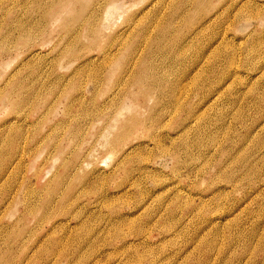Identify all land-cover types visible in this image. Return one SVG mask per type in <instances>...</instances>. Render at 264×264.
<instances>
[{"label":"rangeland","instance_id":"rangeland-1","mask_svg":"<svg viewBox=\"0 0 264 264\" xmlns=\"http://www.w3.org/2000/svg\"><path fill=\"white\" fill-rule=\"evenodd\" d=\"M263 35L264 0H0V264H264Z\"/></svg>","mask_w":264,"mask_h":264},{"label":"bare ground","instance_id":"bare-ground-1","mask_svg":"<svg viewBox=\"0 0 264 264\" xmlns=\"http://www.w3.org/2000/svg\"><path fill=\"white\" fill-rule=\"evenodd\" d=\"M201 1H202V0H201ZM199 2H200V1H199ZM202 3H203V2H202ZM200 4H201V3H200ZM200 4H198V5H200ZM107 5H108V2H107ZM154 5H155V4H154ZM109 6H112V5H109ZM102 7H103V6H102ZM112 7H113V6H112ZM254 7H255V6H254ZM107 8H108V7H107ZM107 8L105 9L104 13H106ZM109 8H110V7H109ZM109 8H108V9H109ZM82 9H83V8H82ZM115 9H116V8H114V9L112 8V10H111L112 13H114L113 10H115ZM182 9H184V8H182ZM116 10H117V9H116ZM183 11H184V10H183ZM238 11H239V10H238ZM177 12H178V11H177ZM104 13H103V14H104ZM115 13H117V11H116ZM104 15H105V17L103 18V20H100V17H99L98 20H100V21H102V22L105 20V18L108 20V18L110 17V16H109V15H110V11H109V12L107 11V14H104ZM104 15H103V16H104ZM112 16H113V15H112ZM112 16H111V17H112ZM177 16H178V15H177ZM181 16H182V14H181ZM181 16H180V17H181ZM107 17H108V18H107ZM115 17H116V16H115ZM183 17H184V16H183ZM113 18H114V17H113ZM171 18H172V17H171ZM214 18H215V17H214ZM51 19H52V18H51ZM178 19H179V18H178ZM98 22H99V21H98ZM105 22H106V20H105ZM169 22H170V21H169ZM99 23H100V22H99ZM103 23H104V22H103ZM107 23H108V21H107ZM110 23H111V22H110ZM170 23H171V22H170ZM97 24H98V23H97ZM48 25H49V24H48ZM100 25H102V23H101ZM49 26H50V25H49ZM103 26H104V25H103ZM108 26H109V25H108ZM108 26H106V27H108ZM132 26H133V25H132ZM174 26H175V25H174ZM99 27H100V26H99ZM168 27H169V26H168ZM186 27H187V26H186ZM190 27H191V26H190ZM200 27H201V26H200ZM200 27H199V29H200ZM174 28H175V27H174ZM184 28H185V27H184ZM203 28H204V27H203ZM93 29H96V27L93 28ZM98 29H99V28H98ZM167 29H168V28H167ZM169 29H170V28H169ZM190 29H192V27H191ZM199 29H198L197 31H199ZM161 30H162V29H161ZM163 30H164V29H163ZM175 30H176V29H175ZM95 31H96V30H95ZM171 31H172V30H171ZM191 31H192V30H191ZM191 31H190V32H191ZM216 31H217V30H216ZM97 32H98V30H97ZM164 32H166V31H164ZM185 32H186V31H185ZM185 32H184V33H185ZM93 33H94V31H93ZM184 33H183L182 35H184ZM187 33H188V30H187ZM187 33H186V34H187ZM94 34H95V33H94ZM192 34H193V33H192ZM211 34H212V33H211ZM217 34H219V33H217ZM96 35H97V34H96ZM162 35H163V34H162ZM178 35H179V34H178ZM212 35H213V34H212ZM160 36H161V35H160ZM164 36H165V34H164ZM184 36H185V35H184ZM186 36H188V35H186ZM263 36H264V35H263ZM182 37H183V36H182ZM210 37H211V36H210ZM216 37H217V36H216ZM160 38H161V37H160ZM175 38H176V37H175ZM177 38H178V37H177ZM194 38H195V37H194ZM208 38H209V37H208ZM184 39H185V38H184ZM190 39H191V38H190ZM216 39H217V38H216ZM171 40H172V39H171ZM181 40L183 41V39H181ZM181 40H179V41H181ZM210 40H213V39H210ZM214 40H215V39H214ZM28 41H30V40H28ZM28 41H27V42H28ZM182 41H181V42H182ZM207 41H208V40H207ZM207 41H206V42H207ZM259 41H260V40H259ZM204 42H205V40H204ZM206 42H205V43H206ZM176 43H177V42H176ZM179 43H180V42H179ZM188 43H189V40H188ZM208 43H209V42H208ZM210 43H211V42H210ZM210 43H209V44H210ZM177 44H178V43H177ZM206 44H207V43H206ZM200 46H201V45H200ZM206 46H207V45H206ZM204 47H205V46H204ZM204 47H203V48H204ZM208 47H209V46H208ZM214 47H215V46H214ZM198 48H199V47H198ZM199 49H200V48H199ZM212 50H213V49H212ZM201 51H202V50H201ZM210 51H211V50H210ZM198 52H199V51H198ZM202 52H204V51H202ZM212 52H213V51H212ZM250 52H251V51H250ZM200 53H201V52H200ZM199 55H200V54H199ZM201 55H202V54H201ZM133 56H134V55H133ZM163 56H164V55H163ZM204 56H205V55H204ZM131 57H132V56H131ZM169 57H170V56H169ZM196 57H197V56H196ZM167 58H168V56H167ZM172 59H173V58H172ZM175 60H176V59H175ZM133 61H134V60H133ZM134 62H135V61H134ZM203 62H204V61H203ZM150 63H151V62H150ZM169 63H170V62H169ZM147 66H148V65H147ZM149 66H150V65H149ZM149 68H150V67H149ZM149 70H150V69H149ZM177 70H178V69H177ZM171 71H172V70H171ZM171 71H170V72H171ZM178 71H179V70H178ZM154 72H155V71H154ZM155 73H157V72H155ZM131 74H132V73H131ZM131 74H130V75H131ZM146 74H149V72L146 73ZM151 74H154V73H151ZM151 74H150V75H151ZM158 74H159V73H158ZM158 74H157V75H158ZM162 74H163V73H162ZM167 75H168V74H167ZM151 76H152V75H151ZM151 76H149V79H150ZM158 76H159V75H158ZM175 76H176V75H175ZM146 77H148V76H146ZM152 78L154 79V77H152ZM152 78H151V79H152ZM160 78H162V77H160ZM149 79H148V82H149ZM157 79H158V78H157ZM164 79H165V78H164ZM135 80H136V79H135ZM146 80H147V79H146ZM173 80H174V79H173ZM208 80H209V79H208ZM210 80H211V79H210ZM133 81H134V79H133ZM141 81H142V80H140V81L138 80L137 82H141ZM153 81H154V80H152V83H153ZM204 81H206V79H205ZM156 82H157V80H156ZM156 82H154V86L157 84ZM161 82H164V80H163V81L161 80ZM167 82H168V81H167ZM176 82H177V81H176ZM207 82H208V81H207ZM209 82H210V81H209ZM143 83H144V82H143ZM150 83H151V81H150ZM164 83H166V81H165ZM173 83H174V82H173ZM206 84H207V83H206ZM139 85H142V84L139 83ZM144 85H145V84H143L142 86H143V87H146V86H144ZM149 85H150V84H149ZM149 85L147 84V87H149ZM166 85H168V84H166ZM160 86H161V85H160ZM160 86H159V88H160ZM163 86L165 87V85H163ZM173 86H174V85H173ZM203 86H205V85L203 84ZM147 87H146V89H149V88H150V87H149V88H147ZM151 87H152L153 92H154L155 89H157L158 86H157L155 89L153 88V86H151ZM138 88H139V87H138ZM138 88H137V89H138ZM140 88H141V87H140ZM162 89H163V87H162ZM167 89H170V90H171V87H170V88H167ZM138 91H139V90H138ZM142 91H143V90H142ZM157 91H158V90H157ZM161 91H162V90H161ZM161 91H159V92H160L159 94H161ZM166 91H168V90H166V87H165V92H166ZM146 92H147V91H146ZM163 92H164V91H163ZM141 93H142V92H141ZM141 93H140V94H141ZM151 93H152V92H151ZM153 94H154V93H153ZM159 94H158V96H159ZM162 94H163V93H162ZM145 95H146V94H145ZM145 95H144V96H145ZM154 95H156V94H154ZM170 95H171V94H170ZM160 96H161V95H160ZM178 96H179V95H178ZM162 97H163V96H162ZM160 98H161V97H160ZM174 100H175V98H174ZM165 102H166V101H165ZM162 103H163V102H162ZM168 103H169V102H168ZM125 105H126V104H125ZM163 105H164V104H163ZM164 107H165V106H164ZM163 109H164V108H163ZM126 110H127V109H126ZM122 111H123V110H122ZM121 114H122V113H121ZM158 116H159V115H158ZM160 116H161V115H160ZM130 117H131V116H130ZM135 118H136V117H135ZM152 118H154V117H152ZM181 119H182V118H181ZM136 120H137V118H136ZM183 120H184V119H182V120H180V121H183ZM133 122H135V120H134ZM181 123H182V122H181ZM132 126H133V125H132ZM130 128H131V127H130ZM182 130H183V129H182ZM119 136H120V135H119ZM119 136H118V139L120 138ZM116 139H117V138H116ZM118 139H117V140H118ZM120 139H121V138H120ZM183 139H184V138H183ZM183 143H184V142H183ZM181 144H182V143H181ZM185 144H186V143H185ZM15 145H16V144H15ZM113 146H114V143H113ZM178 146H179V145H178ZM182 146H183V145H182ZM14 147H15V146H14ZM111 147H112V145H111ZM134 147H135V145H134ZM134 147H133V148H134ZM183 147H184V146H183ZM128 148H129V147H128ZM133 148H132V149H133ZM178 148H179V147H178ZM183 149H184V148H183ZM129 150H130V148H129ZM124 151H125V150H124ZM125 152H126V151H125ZM172 152H173V151H172ZM128 153H129V151H128ZM128 153H127V154H128ZM125 155H126V153H125ZM120 156H121V155H120ZM118 163H119V162H118ZM117 166H120V165L118 164ZM115 168H117V167H115ZM126 170L128 171V169H126ZM127 171H126V172H127ZM99 174H100V173H99ZM232 177H233V176H232ZM125 179H126V178H125ZM124 183H125V182H124ZM52 186H53V185H52ZM54 189H55V188H54ZM104 195H105V194H104ZM12 196H13V195H12ZM49 196H50V195H49ZM107 198H108V197H107ZM50 199H52V198L50 197ZM50 199H49V200H50ZM49 200H48V203H49ZM51 201H52V200H51ZM51 201H50V202H51ZM53 201H55V200H53ZM61 202H62V201H61ZM56 203H57V202H56ZM63 203H64V202H63ZM51 204H52V203H50V205H51ZM65 204H66V203H65ZM65 204H63V205H65ZM53 205H54V204H53ZM47 206H49V205L47 204ZM55 206H56V205H55ZM61 207H62V206H61ZM44 208H45V207H44ZM51 208H52V207H51ZM54 208H55V207H54ZM58 209H60V206H59ZM46 210H47V209H46ZM52 210H53V209H52ZM52 210H51V211H52ZM56 211H57V209H56ZM47 212H48V211H47ZM47 212H46V213H47ZM43 219H44V218H43Z\"/></svg>","mask_w":264,"mask_h":264}]
</instances>
